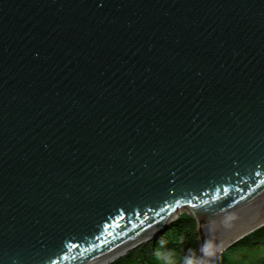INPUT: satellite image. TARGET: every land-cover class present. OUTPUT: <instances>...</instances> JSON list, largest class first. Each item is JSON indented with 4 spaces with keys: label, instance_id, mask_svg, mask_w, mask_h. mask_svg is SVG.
I'll return each instance as SVG.
<instances>
[{
    "label": "water",
    "instance_id": "1",
    "mask_svg": "<svg viewBox=\"0 0 264 264\" xmlns=\"http://www.w3.org/2000/svg\"><path fill=\"white\" fill-rule=\"evenodd\" d=\"M181 212L196 264L264 225V0H0V264H109Z\"/></svg>",
    "mask_w": 264,
    "mask_h": 264
},
{
    "label": "trees",
    "instance_id": "2",
    "mask_svg": "<svg viewBox=\"0 0 264 264\" xmlns=\"http://www.w3.org/2000/svg\"><path fill=\"white\" fill-rule=\"evenodd\" d=\"M263 243L264 225L237 240L208 264H264V256L249 259L240 256ZM196 252L195 223L189 215L181 212L158 238L136 247L109 264H184L188 256L196 264Z\"/></svg>",
    "mask_w": 264,
    "mask_h": 264
},
{
    "label": "clouds",
    "instance_id": "3",
    "mask_svg": "<svg viewBox=\"0 0 264 264\" xmlns=\"http://www.w3.org/2000/svg\"><path fill=\"white\" fill-rule=\"evenodd\" d=\"M200 252L202 257H208L214 255V251L212 250L211 244L207 240L201 246ZM184 264H194L193 258L191 256L186 257Z\"/></svg>",
    "mask_w": 264,
    "mask_h": 264
},
{
    "label": "rangeland",
    "instance_id": "4",
    "mask_svg": "<svg viewBox=\"0 0 264 264\" xmlns=\"http://www.w3.org/2000/svg\"><path fill=\"white\" fill-rule=\"evenodd\" d=\"M240 256L244 257V259H249V258H252V257L264 256V243L260 244V245H257L250 252L241 253Z\"/></svg>",
    "mask_w": 264,
    "mask_h": 264
},
{
    "label": "snow or ice",
    "instance_id": "5",
    "mask_svg": "<svg viewBox=\"0 0 264 264\" xmlns=\"http://www.w3.org/2000/svg\"><path fill=\"white\" fill-rule=\"evenodd\" d=\"M225 192H227V189H225Z\"/></svg>",
    "mask_w": 264,
    "mask_h": 264
}]
</instances>
